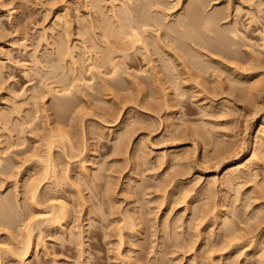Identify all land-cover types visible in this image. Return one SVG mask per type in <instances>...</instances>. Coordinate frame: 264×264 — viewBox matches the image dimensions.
Masks as SVG:
<instances>
[{
    "label": "rangeland",
    "instance_id": "374dc122",
    "mask_svg": "<svg viewBox=\"0 0 264 264\" xmlns=\"http://www.w3.org/2000/svg\"><path fill=\"white\" fill-rule=\"evenodd\" d=\"M94 1L114 27L147 20L146 44L109 43L85 0H0L1 264H264V145L259 167L234 186L221 179L264 126V0H161L159 13L153 0ZM122 4L135 12L116 20ZM191 10L200 24L214 18L206 49L176 25ZM107 47L119 73L93 67L89 50ZM40 179L39 202L67 208L55 226L32 204L27 185ZM30 221L39 230L23 262Z\"/></svg>",
    "mask_w": 264,
    "mask_h": 264
},
{
    "label": "bare ground",
    "instance_id": "6f19581e",
    "mask_svg": "<svg viewBox=\"0 0 264 264\" xmlns=\"http://www.w3.org/2000/svg\"><path fill=\"white\" fill-rule=\"evenodd\" d=\"M86 1V4H87V6H94V8L97 10V12H98V10L100 11V9H101V7H100V2L99 1H94V0H85ZM133 0H127V3L128 4H131V2H132ZM136 1V0H135ZM203 0H199V4H200V6L202 7L203 6V2H202ZM205 1V0H204ZM108 5H109V3H108ZM115 5V4H114ZM114 5H112V13H113V16H114V18H116V20H118V18H119V16H121V15H124V17L126 16L127 17V15L130 17L131 16V14H133L135 11H133L132 9H131V7H130V5L128 6L127 4L125 5L124 4V6H123V4H122V7H117V6H114ZM239 5V4H238ZM163 5H162V1L161 0H153V2H151V9H153L154 11L156 10L157 12L158 11H160V10H163L164 8L162 7ZM208 6V5H207ZM108 7V6H107ZM145 7V6H144ZM118 8H121L122 10H117ZM200 8V7H199ZM150 9V8H149ZM201 9V8H200ZM233 10V9H232ZM164 11V10H163ZM96 12V13H97ZM100 13V14H99ZM98 14H99V28H101V30H102V36H103V38L104 39H106V40H108V42L109 43H111V39H113L114 40V42H116V41H119L122 45H121V47H122V49L123 50H127V48L130 46H132L133 45V47H134V44H141L140 42H142L143 44H146V42H145V37H144V35H143V33H146V28L145 27H148V25H150L149 23H148V21L147 20H142V21H140V23L139 22H136L135 21V19L134 18H132V19H129V18H127L126 19V22H128V24L127 23H124L125 21V19H123V21H122V26H116V27H114V25H112L113 23H111V19H109L108 18V16L107 15H105L104 13H102L101 11L99 12ZM111 13V14H112ZM159 13V12H158ZM235 13H237V12H235ZM234 13V14H235ZM110 14V15H111ZM130 14V15H129ZM204 14V13H203ZM238 14V16H239V12L237 13ZM241 14V13H240ZM236 15V14H235ZM234 15V16H235ZM59 16V15H58ZM237 16V15H236ZM196 17H197V10H191V11H189V14H188V16H184V15H182V16H180L178 19H177V23H176V25H178V28H179V30H181V35L183 36V38L185 39H188V40H191V42L192 43H195V44H197L198 46H201V48L203 49V48H205L206 49V47H207V40L205 39V36H204V32H206V33H209V34H212V33H214V30H213V28H212V26H213V22H214V18H212V17H207L206 19H205V21H203V24H200V22L198 21L197 22V20H196ZM60 18V17H59ZM58 18V19H59ZM86 18V17H85ZM146 18V17H145ZM98 19V18H97ZM129 19V20H128ZM153 19V18H152ZM57 20V19H56ZM86 20V19H85ZM87 21V20H86ZM154 21V20H153ZM91 22V21H90ZM119 22V21H118ZM157 25H155V26H160V22H158L157 20H155L154 21ZM57 23H58V21H57ZM59 23H61V22H59ZM235 24V23H234ZM236 25V24H235ZM235 25H233V27H232V29L230 30V31H228V33H231V35L233 36V37H239V35L240 36H242L241 34H239V30H238V28L235 26ZM154 26V27H155ZM92 28V27H91ZM142 28V29H141ZM150 28V27H149ZM242 29V28H241ZM67 31V30H66ZM171 31V34L173 35V33H176V30H170ZM82 32H84V31H82ZM171 35V36H172ZM177 35H179V34H177ZM224 35V34H223ZM230 35V36H231ZM264 35V34H263ZM262 35V36H263ZM53 36V35H52ZM175 36V35H174ZM261 36V37H262ZM54 37V36H53ZM167 37V36H166ZM179 37V36H178ZM157 38H158V36H157ZM240 38H242V37H240ZM263 39H264V36L262 37ZM46 39V38H45ZM55 39V38H54ZM183 39V40H184ZM247 39V38H246ZM50 40V39H49ZM56 40V39H55ZM63 40V39H62ZM96 40V39H95ZM172 40V39H171ZM54 41V40H53ZM65 41V40H64ZM67 41V40H66ZM94 41V40H93ZM98 41V40H97ZM105 41V40H104ZM241 41V40H240ZM48 42V41H47ZM119 42H116V43H119ZM159 42V41H158ZM162 42V41H161ZM178 38H175V41H174V44L176 45V46H178L179 44H178ZM67 43V42H66ZM65 43V44H66ZM95 43H96V41H95ZM100 43V42H99ZM98 43V44H99ZM108 43V44H109ZM264 43V42H263ZM69 44V43H68ZM74 44H76V42L74 43ZM97 44V45H98ZM159 44V43H158ZM184 44V43H183ZM60 45V44H59ZM79 45V44H78ZM112 45V44H111ZM116 45H118V44H116ZM148 45V44H147ZM150 45V44H149ZM73 46H75V45H73ZM93 46V45H92ZM101 46V45H100ZM107 46V45H106ZM136 46V45H135ZM227 46V45H226ZM256 46V45H255ZM60 48V50L62 51L61 53H63V52H65V49H64V46L63 47H61V45L59 46ZM68 47L69 46H67V53H66V55L67 54H70L69 52V50H68ZM120 47V46H119ZM120 47V48H121ZM137 47V46H136ZM147 47H149V46H147ZM164 47V46H163ZM173 47H175V46H173ZM234 46H231V48H233ZM56 48V47H55ZM87 49H90V48H88V47H86ZM145 48V47H144ZM198 48V47H197ZM200 48V47H199ZM75 49V48H74ZM92 49V48H91ZM105 50H106V48H104ZM104 49H102L101 51L100 50H98V51H96V49H93V51L92 50H89V52H90V54L93 52H96V54H97V56H98V59L97 58H95V59H97V62L95 63L94 62V64H93V62H91V60H89L92 64H93V67H94V69H97V71L99 72L100 71V73L102 72L100 69L101 68H105V65H109L110 67H111V69H112V71L115 73V72H117V73H119L118 72V66L120 65L119 63L117 64L116 63V61L114 60L113 61V59L111 58V55L110 54H113V53H110L111 51H112V49H113V47H109V49H111V51L110 52H108V47H107V53H105V50ZM133 49V48H132ZM131 49V50H132ZM164 49V48H163ZM169 49V48H168ZM260 49V48H259ZM3 50V49H2ZM5 50V49H4ZM60 50H58V52H60ZM95 50V51H94ZM123 50H122V52H123ZM125 50V51H126ZM128 50H130V48H128ZM74 51H76V50H74ZM170 51V50H169ZM178 51V50H177ZM57 52V51H56ZM77 52V51H76ZM200 52V51H199ZM198 52V53H199ZM203 52H205V51H203ZM3 53V52H2ZM60 53V54H61ZM64 54V53H63ZM96 54L94 55L95 57H96ZM162 54V53H161ZM59 55V54H58ZM65 55V56H66ZM74 55H76L75 53H74ZM114 55V54H113ZM206 55V54H205ZM64 56V57H65ZM73 56V55H72ZM72 56H70V57H72ZM84 57H85V55H83ZM1 57V56H0ZM69 57V58H70ZM74 57V56H73ZM86 57H87V55H86ZM90 57V56H89ZM164 57V56H163ZM175 57V56H174ZM203 57V56H202ZM236 57V56H235ZM204 58V57H203ZM67 59H68V57H67ZM73 58H71V60H72ZM87 59V58H86ZM94 59V58H93ZM166 59H167V57H166ZM176 59V58H175ZM204 59H206V58H204ZM65 60H66V58H65ZM74 60V59H73ZM211 60V59H210ZM63 61V65L64 64H66L65 62H64V60H62ZM170 61V60H169ZM168 61V62H169ZM61 62V61H60ZM77 62V61H76ZM195 62H196V60H195ZM200 62V61H199ZM210 62V61H209ZM2 63V62H1ZM72 63H74L73 61H72ZM121 63V62H120ZM61 64V66H62V63H60ZM73 65V64H72ZM194 65V64H193ZM200 66V64H196V68L197 67H199ZM209 65H210V63H209ZM78 66V65H77ZM169 66V65H168ZM195 66V65H194ZM203 64L200 66V70L198 69V71L200 72H206L207 73V71H209V69L207 70L206 68V70L205 69H203ZM207 66V65H206ZM206 66H204V67H206ZM2 67V66H1ZM57 67H59V66H57ZM69 67V66H68ZM84 67V66H83ZM83 67H81V68H83ZM90 67V66H89ZM209 67V66H208ZM215 67V66H214ZM79 68V67H78ZM120 68V67H119ZM121 68H123V66L121 67ZM210 68V67H209ZM219 68V67H218ZM2 69V68H1ZM60 69V68H59ZM94 69H93V71H94ZM124 69H126V68H124ZM210 69H212V68H210ZM214 69V68H213ZM216 69V68H215ZM103 70V69H102ZM105 70V69H104ZM197 70V69H196ZM218 70V69H217ZM59 71V70H58ZM66 71V70H65ZM79 71H81V69L79 70ZM92 71V70H91ZM120 71V70H119ZM175 71V70H174ZM95 72H96V70H95ZM166 72V71H165ZM170 72V71H169ZM199 72H197V73H199ZM200 72V73H201ZM50 73V72H49ZM57 73V72H56ZM69 73V72H68ZM82 73V72H81ZM99 73V74H100ZM116 73V74H117ZM175 73V72H174ZM202 73H201V75H202ZM203 73V74H204ZM206 73H205V75H206ZM234 73V72H233ZM76 74V73H75ZM80 74V73H79ZM94 75V74H93ZM106 75V74H105ZM112 75V74H111ZM171 75H173V74H171ZM199 75V74H198ZM65 76V75H64ZM101 76H103L102 74H101ZM123 76V75H122ZM55 77H57V76H55ZM80 77H82V76H80ZM117 77V76H116ZM115 77V78H116ZM77 79V78H76ZM112 79V77L110 78V80ZM83 80V79H82ZM169 80V79H168ZM174 81H176V80H174ZM87 82V81H86ZM177 82V81H176ZM229 82V81H228ZM83 83V82H82ZM84 83H85V81H84ZM230 83V82H229ZM67 84H69V83H67ZM78 84V83H77ZM79 84H81V83H79ZM89 84H90V82H89ZM84 86H85V84H83ZM88 84H86V86H87ZM173 85H177V84H173ZM79 86V85H78ZM172 86V85H171ZM237 86V85H236ZM52 87V86H51ZM76 87V86H75ZM82 86H80V88H81ZM177 87V86H176ZM59 88V87H58ZM78 88V87H77ZM83 88V87H82ZM86 88V87H85ZM79 89V88H78ZM88 89V88H87ZM234 89V88H233ZM55 91H58V92H60V91H62V92H64V93H66V92H68L69 91V87H67V86H65V85H62L61 86V88L60 89H54ZM76 90V89H75ZM173 90H175V89H173ZM177 91H178V89H177ZM180 91V90H179ZM176 92V91H175ZM243 92V91H242ZM16 94V93H15ZM181 95V94H180ZM27 96V95H26ZM176 96H178V95H176ZM38 100V99H37ZM35 101V102H34ZM34 103H36L37 101L34 99ZM2 117L4 118L3 120H5V115L4 114H2ZM129 119V118H128ZM170 126V125H169ZM95 128V127H94ZM60 129V128H59ZM63 131V130H62ZM95 131V130H94ZM97 131V130H96ZM119 132V131H118ZM256 133V132H255ZM103 134V133H102ZM110 135V134H109ZM114 136V135H113ZM59 139H62V141L64 140L63 138H67L68 140H71L70 138H69V136L65 133V131H64V133L63 132H59ZM104 137V136H103ZM117 138V137H116ZM119 138H120V136H119ZM123 138V137H122ZM212 138V137H211ZM210 138V139H211ZM60 140H57V139H52L51 140V142H49L48 144H47V152H46V162L48 163V165H47V168H46V170H45V175H44V177H43V179H45L48 175H50V168L52 167H54V148H55V146H56V144L59 142ZM122 141H123V139H122ZM205 141V140H204ZM121 142V141H120ZM61 143V142H60ZM63 143V142H62ZM124 143V142H123ZM211 143V142H210ZM68 144H69V142H68ZM73 144V143H72ZM223 144V143H222ZM221 144V145H222ZM44 145V144H43ZM63 145V144H62ZM61 145V146H62ZM120 145H121V143H120ZM120 145H118V146H120ZM263 145H264V126L262 125L261 126V128H260V130L258 131V134H257V136L256 137H254L253 139H251L250 140V146L252 147V149H251V154H248L245 158H243V156L242 157H238L237 158V160H236V163H234L233 165H231V166H229V167H227L226 169H224V171H222V180L225 182V183H227V184H229V186H231V185H233V184H235V182H238L239 180H241L242 178H243V175H245L247 172H249V171H251L252 169H254V168H257V166L260 164V157H261V155H262V157H263V152L261 153V151H262V148H263ZM46 146V145H45ZM122 146H124V145H122ZM73 148V147H72ZM72 148L70 149L71 151H73L72 150ZM74 149V148H73ZM118 149H120L119 147H118ZM220 149V148H219ZM75 150V149H74ZM121 150H123L122 148L120 149V151ZM228 150V149H227ZM244 151V150H243ZM37 153V152H36ZM228 153V152H227ZM38 155V154H37ZM41 155V154H40ZM42 155H44V154H42ZM42 155H41V158H43L42 157ZM137 156V155H136ZM38 157V156H37ZM168 157V156H167ZM170 157V156H169ZM236 157V156H235ZM41 158H39V159H41ZM173 158V157H172ZM172 158H170V160H172ZM38 159V158H37ZM169 159V158H168ZM174 159V158H173ZM184 159V158H183ZM43 160V159H42ZM164 160H165V158H164ZM167 161V160H166ZM174 161V160H173ZM176 161H177V159H176ZM85 162V161H84ZM165 162V161H164ZM163 162V160H162V162L161 163H164ZM83 163V162H82ZM166 164V163H165ZM87 165V164H86ZM86 165L83 167V168H85V170H87L88 169V167H86ZM161 165V164H160ZM83 166V164L81 165V167ZM262 166V165H261ZM56 167V166H55ZM54 167V168H55ZM259 167V166H258ZM54 168L52 169V170H54ZM81 170V169H80ZM83 171H84V169H82ZM81 170V171H82ZM79 171V170H78ZM50 172V173H49ZM251 173V172H250ZM82 174V173H81ZM52 176L54 175V174H51ZM51 176V177H52ZM86 176V175H85ZM50 177V178H51ZM87 177V176H86ZM100 177V176H99ZM250 177V176H249ZM248 177V178H249ZM89 178V177H88ZM220 178V177H219ZM61 179V178H60ZM59 179V180H60ZM98 179V178H97ZM41 181H39L38 183H35V184H33V185H31L30 186V188H29V185H27L28 187V189H29V192H30V195H31V200L33 201V203L32 204H34L35 206H37V207H42V209L41 210H37V212H39L38 213V215L40 216L39 218H41V216L43 217L42 219L45 221H48V222H50V224L49 225H54V224H57V223H60L62 220H64L65 218H66V216H67V208L65 207V205H63V203L62 204H59V205H57L56 203H54V204H52L51 202H49L48 204H50V205H48L46 202H39V196H38V194H39V191H40V187H41V183H43L42 182V179H40ZM133 180V179H132ZM212 180V179H211ZM44 181V180H43ZM219 181H221V180H219ZM1 182V181H0ZM32 182V181H31ZM36 182H37V180H36ZM60 182H61V180H60ZM222 182V181H221ZM29 183V182H28ZM92 183V182H91ZM90 183V184H91ZM223 183V182H222ZM240 183V182H239ZM30 184V183H29ZM89 184V183H88ZM130 185V184H129ZM220 185H222V184H220ZM234 186V185H233ZM226 187V186H225ZM238 187V186H237ZM2 188V187H1ZM93 188H94V186H93ZM239 190V189H238ZM186 191H188V190H186ZM232 191V190H231ZM26 192H28V190H26ZM130 192V191H129ZM185 193V192H184ZM252 193H254L253 191H252ZM208 194V193H207ZM232 194V193H231ZM184 195V194H183ZM239 195H241V192H240V194ZM261 195V194H260ZM26 196H27V194H26ZM131 196V195H130ZM238 196V195H237ZM236 196V197H237ZM262 196H263V194H262ZM27 197H29V196H27ZM189 197H191V196H189ZM197 197V196H196ZM28 199H30V198H28ZM188 199V198H187ZM42 200V199H41ZM203 200V199H202ZM228 200V199H227ZM225 201V200H224ZM1 202V201H0ZM31 202V201H30ZM54 202V201H53ZM207 203V202H206ZM31 204V205H32ZM45 204H47V206L45 205ZM214 204V203H213ZM44 206V207H43ZM205 206V205H204ZM31 207V206H30ZM33 207V206H32ZM207 207V206H206ZM205 207V208H206ZM209 207H211V206H209ZM221 207V206H220ZM259 207H260V205H259ZM44 208V209H43ZM205 208H204V210H205ZM32 209V208H31ZM39 209V208H38ZM209 209V208H208ZM208 209H206V210H208ZM213 209L215 210V208L213 207ZM218 209V208H217ZM261 209V208H260ZM34 210V209H33ZM205 210V211H206ZM210 210V209H209ZM213 210V211H214ZM222 210H224V209H222ZM136 211V210H135ZM203 211V210H202ZM208 211H206V212H204V213H206V214H208L207 213ZM215 212V211H214ZM214 212H213V214H214ZM19 213V212H18ZM202 213V212H201ZM204 213H202V214H204ZM219 213V212H218ZM217 213V214H218ZM225 213V212H224ZM1 214V213H0ZM17 214V213H16ZM33 214V213H32ZM216 214V215H217ZM132 215V214H131ZM227 215V214H226ZM261 215V214H260ZM18 216V215H17ZM24 215H22V217H23ZM133 216V215H132ZM200 216V215H199ZM214 216V215H213ZM8 217V216H7ZM14 217V216H13ZM21 217V218H22ZM33 217V216H32ZM20 218V217H19ZM34 218V217H33ZM128 220L127 221H130L131 220V217L130 216H128ZM219 218H220V216H219ZM28 219H29V217H28ZM31 219V218H30ZM34 219H36V217L34 218ZM196 219V218H195ZM201 219V218H200ZM199 219V220H200ZM217 219V218H216ZM11 221V220H10ZM132 221V220H131ZM130 221V222H131ZM172 221V220H171ZM227 222H224V220H223V223H227L228 224V220H226ZM31 223H32V221H30ZM36 222H38V221H36ZM135 222H136V220H135ZM138 222V221H137ZM9 223V222H8ZM126 223H128V222H126ZM220 223V222H219ZM34 224L35 223H32V224H30V226H29V228H28V231H27V235L25 236V240H24V242L22 243V246H23V249H22V252H21V260L23 261V262H25V259L26 258H28L29 257V255L32 253V251H33V247H34V240L36 239L35 238V230H39L37 227H34ZM45 224V223H44ZM131 224V223H130ZM167 224V223H166ZM170 224H171V222H170ZM212 224V223H211ZM215 224H217V223H215ZM29 225V224H28ZM37 225L39 226V224L37 223ZM36 225V226H37ZM131 225H134V223H132ZM130 225V226H131ZM55 226V225H54ZM226 226V225H225ZM230 226H232L231 225V221H230ZM43 227V226H42ZM125 227V226H124ZM126 227H128L129 229H130V227H129V224H128V226H127V224H126ZM125 227V228H126ZM136 227V226H135ZM223 227V226H222ZM227 227L228 228H225V230L226 229H230V227H229V224L227 225ZM35 228H37V229H35ZM124 228V229H125ZM128 228H126L125 230H127L128 231ZM133 228V227H132ZM169 228V227H168ZM135 229V228H134ZM168 230V229H167ZM234 230V228L232 229L231 228V231H233ZM44 231V230H43ZM45 231H46V229H45ZM132 231H133V229H132ZM228 231V230H227ZM129 232V231H128ZM136 232V231H135ZM229 232V231H228ZM227 232V233H228ZM137 233V232H136ZM200 234V233H199ZM131 235V234H130ZM122 237V236H121ZM122 240L121 241H123V238H121ZM125 239V238H124ZM125 241V240H124ZM123 244V243H122ZM19 250V249H18ZM1 251H4V249H2ZM6 251H8L10 254H13V255H17L16 253H15V251L14 250H11V249H7ZM13 251V252H12ZM17 252V251H16ZM1 253V252H0ZM18 254H19V252H18ZM244 256H246V255H244ZM13 257V256H12ZM3 259V258H2ZM2 259H1V256H0V264H1V261H2ZM130 263V262H129Z\"/></svg>",
    "mask_w": 264,
    "mask_h": 264
}]
</instances>
